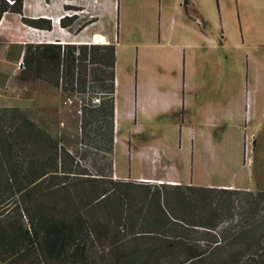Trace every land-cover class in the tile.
Masks as SVG:
<instances>
[{"label":"rangeland","instance_id":"rangeland-1","mask_svg":"<svg viewBox=\"0 0 264 264\" xmlns=\"http://www.w3.org/2000/svg\"><path fill=\"white\" fill-rule=\"evenodd\" d=\"M108 1L110 9L103 8L99 24L107 27L116 46L120 104L124 88L137 90L129 118H118L120 137L129 133L135 150L144 151L152 149L143 146L164 139L161 162L155 165L162 167L166 177L197 186L232 182L253 192L264 189V0H189L186 11L183 0H103L104 4ZM187 15L192 22L205 23L203 36L197 33L200 28L195 23L181 25L180 19H189ZM190 42L191 46L185 44ZM153 82L160 83L162 90L156 101L149 90ZM15 96L14 84L1 86L0 107H16ZM61 96L72 110L66 118L68 134L64 138L54 116H45L39 125L31 111H22L64 150L71 151L67 170L108 174L106 156L79 148L85 129L92 131L77 111L76 94L62 91ZM36 146L33 149L44 155ZM135 162L139 171L152 166L150 159L133 157ZM58 166L57 174H61L64 166ZM227 225L234 226L231 233L214 231L215 238L201 237L191 226L175 231L182 236L172 241L188 242L187 248L166 252L156 263L181 264L187 258L185 249L196 244L207 248L217 240L224 244L223 252H206L189 264H233L242 250L231 245L232 231L249 225L264 231V199H234L217 230Z\"/></svg>","mask_w":264,"mask_h":264},{"label":"trees","instance_id":"trees-1","mask_svg":"<svg viewBox=\"0 0 264 264\" xmlns=\"http://www.w3.org/2000/svg\"><path fill=\"white\" fill-rule=\"evenodd\" d=\"M188 3L183 0L185 8ZM6 11L21 14L27 24L51 28L49 19L23 16V0H0V20ZM22 46L21 70L34 76L54 73V84L62 91L94 92L99 64L100 76L114 82L113 43L43 42L9 48ZM100 104L83 105L82 112ZM69 154L20 108L0 107V264H157L166 252L187 248L188 242L172 241L182 236L175 231L196 227L193 231L207 238H215L214 231L231 233L234 226L217 228L233 200L264 199V190L114 180L110 173L71 171L66 167ZM59 164L64 166L61 174ZM252 227L232 231L231 245L242 250L233 264H264V231ZM214 243L185 249L181 264L206 252H223L224 244Z\"/></svg>","mask_w":264,"mask_h":264},{"label":"crops","instance_id":"crops-1","mask_svg":"<svg viewBox=\"0 0 264 264\" xmlns=\"http://www.w3.org/2000/svg\"><path fill=\"white\" fill-rule=\"evenodd\" d=\"M104 7L110 9L109 1L104 4L103 0H23V16L49 19L51 21L49 30L23 22L22 15L16 12L6 11L0 20V88L14 84L16 107L27 113L31 111L34 121H37L39 125L43 124L45 116L48 118L54 116L56 124L61 130L62 138H64V134H68L65 124L66 118L69 117L72 110L68 100L61 96V88L54 84V73L46 72L34 76L21 70L22 65L18 66L17 63L23 57L24 47L14 50L9 48V45L43 42L74 43L76 45L114 44L107 27L102 22L99 24ZM187 17L189 19L184 16L180 19L181 25L189 27V23H195L198 25V29L200 28L197 33L203 36L205 23L201 25L199 22L197 23V19H192V22L189 15ZM31 27L36 28V30L33 29L37 31L36 35L29 30ZM181 37L187 39L185 35ZM185 44L192 45L191 42ZM95 68L97 81L94 92H103L105 96L102 98L100 106L86 108L81 113L83 124L86 128L91 127L92 131L88 132L85 129L82 136L86 150H94L98 155L106 156L109 159V173L114 180L183 184L184 182L178 177H166L164 173H161L162 167L158 169L155 165L157 162H161L162 149L166 146L164 139L159 137L156 145L143 146L144 149H152L144 151L140 148L135 150L129 133L126 138L125 136L120 137L118 118H129L131 112L129 107L136 102L137 90L131 91L130 88H124L120 104L117 99L118 80L116 84L114 76L113 84L109 83L100 76L102 65H96ZM159 84L153 82L149 87L154 101L162 93ZM176 99V92H174L173 101ZM133 157L139 161L150 159L152 166L146 172L139 171L136 165L138 161L133 163ZM125 160L127 161L126 169H124ZM134 165H136L135 168ZM218 187L251 190L245 185L232 182L220 184ZM257 190L264 189L259 187Z\"/></svg>","mask_w":264,"mask_h":264},{"label":"built area","instance_id":"built-area-1","mask_svg":"<svg viewBox=\"0 0 264 264\" xmlns=\"http://www.w3.org/2000/svg\"><path fill=\"white\" fill-rule=\"evenodd\" d=\"M9 3H13L14 0H7ZM32 29H35L34 27H31ZM18 66L22 65V62L18 61ZM76 94V93H75ZM105 96V93L103 92H93L89 88H87L81 95L76 94V98L79 104L78 112H82V106L86 104H90L93 106H97L101 103L102 98ZM80 149H86V144L84 142L79 143ZM70 151V150H69ZM71 152V151H70Z\"/></svg>","mask_w":264,"mask_h":264}]
</instances>
